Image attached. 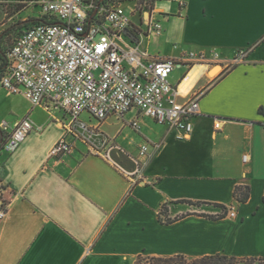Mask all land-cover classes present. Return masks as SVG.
<instances>
[{
	"label": "crops",
	"instance_id": "crops-1",
	"mask_svg": "<svg viewBox=\"0 0 264 264\" xmlns=\"http://www.w3.org/2000/svg\"><path fill=\"white\" fill-rule=\"evenodd\" d=\"M154 11L159 35L147 32L146 13L144 20L132 17L144 34L134 37L151 56L219 55L214 68L201 65L207 70L186 95L180 86L199 65L177 67L172 74L184 71L177 83L169 78L180 102L200 96L192 139L176 141L137 110L104 121V134L113 119L120 123L105 135L129 156L117 155L123 166L134 167L130 158L145 142L165 141L144 160L151 168L135 183L80 142L72 153L50 158L65 134L64 112L9 108L0 123L13 128L29 118L34 130L14 153H0L9 201L0 221V264H134L140 255L264 260V0H162ZM241 51H248L245 61L231 65ZM216 68L221 74L208 79ZM135 119L141 133L129 125ZM247 186L248 201L238 203L236 189ZM223 208L236 217L210 218Z\"/></svg>",
	"mask_w": 264,
	"mask_h": 264
},
{
	"label": "built area",
	"instance_id": "built-area-1",
	"mask_svg": "<svg viewBox=\"0 0 264 264\" xmlns=\"http://www.w3.org/2000/svg\"><path fill=\"white\" fill-rule=\"evenodd\" d=\"M20 3H35L41 17L55 18L58 23L34 26L16 39L7 54L8 66L0 83L10 93L25 98L32 108L62 111L68 116L65 134L51 148L50 158L72 153L80 142L88 146L91 154L116 167L125 178L139 183L144 180L141 175L146 165L144 160L159 152L165 141L142 144L138 158H130L134 170L129 171L114 158V153L128 155L102 132L104 121L111 116L122 119L137 110L165 126L176 141L192 139L194 119L200 115V96L180 102V92L170 84L169 78L181 65L214 68L219 60L216 52L210 57L190 54L182 59L151 56L136 41L137 35L144 34L132 23L135 10L118 0H23ZM144 14H139L142 20ZM146 14L150 16L147 32L161 34L162 25L152 19L155 11ZM247 55L248 51L239 52L231 65L244 62ZM83 114L96 125L83 121ZM129 125L141 133L140 119ZM215 128L220 129V123ZM0 129L6 135L0 153L12 154L25 142L34 125L24 118L13 128L1 122ZM5 194L6 187L0 181V197ZM7 211L8 204L0 208V221ZM226 216L234 219V209H227Z\"/></svg>",
	"mask_w": 264,
	"mask_h": 264
},
{
	"label": "rangeland",
	"instance_id": "rangeland-1",
	"mask_svg": "<svg viewBox=\"0 0 264 264\" xmlns=\"http://www.w3.org/2000/svg\"><path fill=\"white\" fill-rule=\"evenodd\" d=\"M156 3H157L156 0H127L125 1L124 5L126 7H129L130 9L135 10L133 16H136V15L138 16V12L139 14H142L143 12L147 13V12H151L152 10H154ZM40 17L41 16L39 13V9L35 5V3L23 4L18 1H7V2L0 1V42H1L2 50L4 52H7V50H9V48L14 44L15 40L17 39L21 31V27L22 26L24 27L25 22L32 20V19H38ZM134 20L136 21V18H134ZM183 72H184L183 70H177L171 75L170 80L172 82L177 83L178 79L180 78ZM216 73L217 71L213 75L211 74L210 76L208 75L207 78L214 79L217 76H219V74H221V71L216 76H214ZM186 94H183V95H186ZM0 102H2L0 104V116L7 113V110L9 108H16L17 110H25L28 107L32 108L31 105H29V103L22 96L14 95L10 93L9 91H7L1 86V83H0ZM85 117H88V116L86 115ZM119 127H120V123H118L117 121L113 119L110 122L108 129L105 130V134L108 136H111V134L116 132L119 129ZM117 155H121V154L114 153V158L116 159V161L121 163L119 161L120 159L117 158ZM124 162L123 164L125 166L121 164L124 168H126L129 171L134 170L133 166H131L128 163L125 164ZM150 164L149 166H146L145 168L141 170V175L143 176V178H145L147 172L150 170L151 168ZM2 202L4 203L1 204ZM8 202L9 201H8L7 194L0 197V208L4 209L5 206L8 204ZM142 264H146V263L143 262ZM173 264H182V263L178 261ZM237 264H245V263H237ZM252 264H264V262L258 261Z\"/></svg>",
	"mask_w": 264,
	"mask_h": 264
},
{
	"label": "trees",
	"instance_id": "trees-1",
	"mask_svg": "<svg viewBox=\"0 0 264 264\" xmlns=\"http://www.w3.org/2000/svg\"><path fill=\"white\" fill-rule=\"evenodd\" d=\"M22 1L23 0H20L18 2H22ZM118 1H120L121 3H125V1H127V0H118ZM156 1L158 2V1H162V0H156ZM42 23L51 24V23H58V21L55 18L46 17V16L40 17L38 19L29 20V21L25 22L24 27L23 26L21 27V31H20L18 37L20 35H22L26 30H28L34 26L40 25ZM11 47L9 48V50L11 49ZM9 50H7V52H4L1 48V42H0V80H1L2 76L4 75V73L7 69V66H8L7 54L9 52ZM5 139H6V135L0 129V151H2L3 145L5 143ZM234 197L238 203L247 202L249 197H250V188L248 186L243 187V188H237L235 191ZM226 212H227V209L223 208V214L221 216L210 217V218L216 219V218L225 217ZM168 223H170V221ZM178 261L181 262L182 264H237V263L252 264V263L258 262V261L264 262V260L238 259V258H234V257H228L225 255H221V254H218L215 256L198 258V259H188V258H185L183 256H176V257H172V258H151V257H147L145 255H140L135 259L134 264H142L143 262H145L146 264H173V263H176Z\"/></svg>",
	"mask_w": 264,
	"mask_h": 264
},
{
	"label": "bare ground",
	"instance_id": "bare-ground-1",
	"mask_svg": "<svg viewBox=\"0 0 264 264\" xmlns=\"http://www.w3.org/2000/svg\"><path fill=\"white\" fill-rule=\"evenodd\" d=\"M207 70V68L205 66H196L194 69H192L190 71V73H188V77L186 78V80L183 82V84L180 86V92L183 94H186L188 92V90L190 89V87L196 82V80H198L200 78V76H202L205 71ZM220 68H216L210 71V74L213 75L216 71L217 73L214 75L216 76L219 72H220Z\"/></svg>",
	"mask_w": 264,
	"mask_h": 264
}]
</instances>
